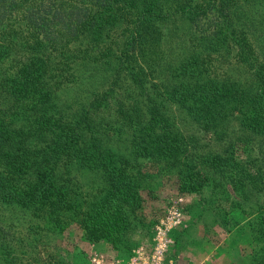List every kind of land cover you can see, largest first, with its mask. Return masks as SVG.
<instances>
[{
    "label": "trees",
    "instance_id": "trees-1",
    "mask_svg": "<svg viewBox=\"0 0 264 264\" xmlns=\"http://www.w3.org/2000/svg\"><path fill=\"white\" fill-rule=\"evenodd\" d=\"M256 1L0 0L1 261L16 263L7 209L63 218L92 243H122L141 222L146 158L175 169L181 190L194 186L197 169H228L224 179L252 195L257 160L239 158L244 139L234 135L264 145V13ZM160 43L176 61L151 56ZM94 65L112 66L106 88L65 106L60 91L82 78L71 69ZM178 119L214 147L199 152L207 143L196 137L201 147L189 149ZM229 119L236 129L226 136ZM121 135L123 152L114 145ZM85 171L101 182L92 195L80 183ZM258 193L253 214L264 239Z\"/></svg>",
    "mask_w": 264,
    "mask_h": 264
},
{
    "label": "rangeland",
    "instance_id": "rangeland-1",
    "mask_svg": "<svg viewBox=\"0 0 264 264\" xmlns=\"http://www.w3.org/2000/svg\"><path fill=\"white\" fill-rule=\"evenodd\" d=\"M254 7L263 14L264 0H257ZM151 56L177 59L167 43H160ZM111 70L112 66L95 65L71 69V73L81 75V83L62 89L60 100L72 107L85 103L92 90L106 88ZM177 121L189 137V149L201 147L200 142L196 144L197 138L208 144L199 152L214 147V141L201 136L190 121ZM235 129V122L229 119L222 133L229 136ZM237 135L244 139L236 148L239 158L257 160L254 169L257 181L248 184L254 186L252 195L244 187L224 179L229 177L228 169L224 170L225 176L208 168L197 169L194 186L190 190L182 186V191L175 169L161 158H146L142 160V170L151 186L142 191L141 222L134 223L136 228L123 235L122 243H116L117 246L105 240L92 243L68 220L50 221L33 217L29 210L7 209L3 213L6 217L3 227L8 242L14 245L15 264H264V239L256 235L253 214L258 192L264 190V145L252 135L238 132L234 136ZM126 137L121 135L114 144L120 152L127 148ZM79 177L87 195L100 190L96 174L85 171ZM0 264L9 262L0 260Z\"/></svg>",
    "mask_w": 264,
    "mask_h": 264
}]
</instances>
